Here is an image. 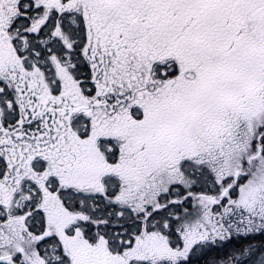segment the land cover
Listing matches in <instances>:
<instances>
[{
	"label": "snow or ice",
	"instance_id": "snow-or-ice-1",
	"mask_svg": "<svg viewBox=\"0 0 264 264\" xmlns=\"http://www.w3.org/2000/svg\"><path fill=\"white\" fill-rule=\"evenodd\" d=\"M0 264H264V0H0Z\"/></svg>",
	"mask_w": 264,
	"mask_h": 264
}]
</instances>
